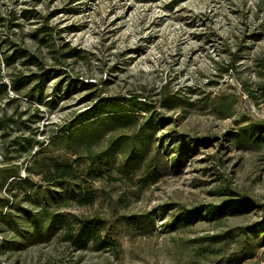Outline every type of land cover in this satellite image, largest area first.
Returning a JSON list of instances; mask_svg holds the SVG:
<instances>
[{
	"label": "rangeland",
	"instance_id": "rangeland-1",
	"mask_svg": "<svg viewBox=\"0 0 264 264\" xmlns=\"http://www.w3.org/2000/svg\"><path fill=\"white\" fill-rule=\"evenodd\" d=\"M10 12L14 24L0 23V78L18 101L0 94V119H7L0 167L17 164L31 185L29 200L19 195L11 211L15 227L22 231L23 210L43 212L44 223L100 218L101 239H113L115 248H74L62 230L45 242H23L14 225L1 223L0 264H264V103L254 104L241 86L264 80L257 67L264 62V0H0V19ZM42 25L52 30L40 44ZM64 42L79 51L65 62ZM17 47L43 58L51 73L42 103L29 98L32 84L18 95L10 89L15 76L41 72L2 63ZM131 96L147 104L130 105ZM98 100L138 114L134 128L122 131L131 139L151 121L147 156L116 154L99 177L73 164L84 169L77 181L44 182L50 161L76 159L59 135ZM32 119L39 131L33 137L22 129ZM120 133L103 135L94 151ZM77 149L84 158L82 143ZM80 191L93 202L79 204ZM0 195L9 197L6 185ZM237 197L251 208L188 218L190 210Z\"/></svg>",
	"mask_w": 264,
	"mask_h": 264
},
{
	"label": "trees",
	"instance_id": "trees-1",
	"mask_svg": "<svg viewBox=\"0 0 264 264\" xmlns=\"http://www.w3.org/2000/svg\"><path fill=\"white\" fill-rule=\"evenodd\" d=\"M22 15H25L26 10L21 11ZM15 13L10 12L7 20L0 19V23L3 25L11 27L14 23ZM52 29L46 25H42L36 29V32L41 34L39 39L40 44L44 43V36L47 37ZM67 50L65 53L59 54L58 50H51L54 54V60L59 62H65L66 58H71L76 56L79 52L76 47H70L68 42L62 44ZM55 48V47H53ZM11 54L5 56L2 59V63L5 65H11L16 61H20V64L25 68L36 67L40 69L41 72H36L26 76H15L11 80L10 89L18 95L21 88H24L32 84L28 96L31 100H36L38 103H42L44 96L43 91L46 82L51 78V73L49 70H43V58L38 57L28 53L23 48H12ZM59 54L61 59H57ZM230 69L233 65H229ZM257 67L260 70H264L263 59H259ZM226 69L224 72H227ZM81 85L85 87L93 86L92 82H87ZM247 96L254 102V104L259 105L264 103V80L257 81L253 83V86L246 87L242 82ZM0 94L2 98H6L10 102L18 101L17 97L10 98L7 93V84L0 78ZM130 105L139 104V102H145V100L139 101L136 96H131L127 99ZM21 114H17L16 118L19 119ZM4 117H1L0 129L6 127ZM38 120V119H37ZM139 120L138 114L129 113L127 110L118 108L116 102L98 100L96 103L92 104L89 108L80 113L74 121L67 124L63 128V133L59 135L65 139V148L69 152L76 154V159L72 161L68 160H52L49 166H46L45 173L43 174V180L46 183H56V182H68L77 181L80 179L83 170L87 171V174H92L97 177L104 175L112 165L113 158L116 154L126 157L127 161H134L140 158L146 157L151 149V145L154 138V130L152 128L151 121L146 122V129L141 131L136 137H131L122 131H131ZM18 121V120H17ZM36 121L32 119L30 123L22 122V129L29 131L33 136H35L39 131L35 127L34 123ZM148 124V125H147ZM264 130L263 127L258 128V133ZM120 131L121 133L111 139L107 140L105 147L102 151L96 153L93 149V145H98L101 141L103 135L114 133ZM135 136V135H134ZM52 142V141H51ZM82 143L85 149L84 158L78 154V146ZM34 155L31 156V159ZM7 165L0 167V189L4 185L8 188L9 197H4L0 195V225L1 223L7 224L12 228L14 225L15 232L19 233V239L23 242H32L38 244L41 242L48 241L51 236L58 230H62V238L67 241L74 248H83L88 242H91L93 249L95 251H101L105 248H115V241L111 238L101 239V232L105 228V221L100 218H78L75 217L74 223H69L65 221L62 216H55L50 220L46 221V215L43 212L32 213L30 211H22L23 214L20 216L21 222L23 223L22 231H18L15 227V221L12 216V210L17 209V198L19 195L22 196L23 201H28L30 196L31 185H28L29 178L22 177L17 164H12L10 160H7ZM75 166H80L83 164L84 169H79ZM10 180V181H9ZM228 195L235 196L234 192L227 191ZM79 204H89L93 202V197L89 193L84 192L77 193ZM251 208V203L245 197H237L235 199L227 200L219 205H205L199 207L198 209L190 210L187 212L188 218L194 220L198 216L204 213L205 217L210 219H221L228 215H235L243 213L245 210ZM264 218V217H263ZM45 224V225H44ZM259 228L262 230L260 237L264 240V219L260 223ZM2 231V230H0ZM4 241L0 240V248L3 246ZM242 257H239L238 260Z\"/></svg>",
	"mask_w": 264,
	"mask_h": 264
}]
</instances>
